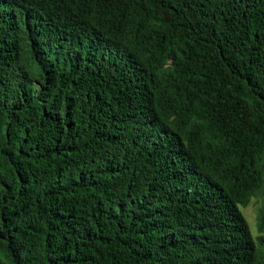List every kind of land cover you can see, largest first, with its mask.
Returning <instances> with one entry per match:
<instances>
[{"label": "trees", "instance_id": "1", "mask_svg": "<svg viewBox=\"0 0 264 264\" xmlns=\"http://www.w3.org/2000/svg\"><path fill=\"white\" fill-rule=\"evenodd\" d=\"M262 233L264 0H0V264H264Z\"/></svg>", "mask_w": 264, "mask_h": 264}, {"label": "rangeland", "instance_id": "2", "mask_svg": "<svg viewBox=\"0 0 264 264\" xmlns=\"http://www.w3.org/2000/svg\"><path fill=\"white\" fill-rule=\"evenodd\" d=\"M261 205V198L260 197H252L249 203L245 207H240L242 214L244 215L251 233L255 237L257 235L256 230V215L259 206ZM264 236V233H262Z\"/></svg>", "mask_w": 264, "mask_h": 264}]
</instances>
